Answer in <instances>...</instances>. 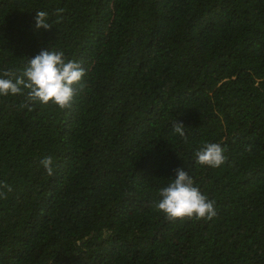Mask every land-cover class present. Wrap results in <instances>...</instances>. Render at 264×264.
I'll return each instance as SVG.
<instances>
[{"label": "trees", "instance_id": "trees-1", "mask_svg": "<svg viewBox=\"0 0 264 264\" xmlns=\"http://www.w3.org/2000/svg\"><path fill=\"white\" fill-rule=\"evenodd\" d=\"M47 49L84 87L67 109L0 96V264H264V0H0V76ZM177 169L213 219L156 209Z\"/></svg>", "mask_w": 264, "mask_h": 264}, {"label": "clouds", "instance_id": "clouds-1", "mask_svg": "<svg viewBox=\"0 0 264 264\" xmlns=\"http://www.w3.org/2000/svg\"><path fill=\"white\" fill-rule=\"evenodd\" d=\"M63 11L64 9H57V14ZM35 27L45 30L52 28L46 12H36ZM85 75L84 68L78 62L67 59L62 51L42 50L28 59L20 74L8 70L0 76V96L22 95L25 97L23 107L38 102L42 105L51 103L60 109H67L72 106L77 95L76 86L79 85L80 89H83L82 81ZM184 129L183 123L173 124V131L186 139ZM225 152L226 149L219 143H205L195 152L196 162L219 168L227 160ZM41 164L48 176L55 174L51 157H45ZM0 189H6L7 192L12 190L7 184H0ZM159 195L161 199L155 207L169 221L211 220L217 215L215 201L203 194L195 186L193 178L183 169L176 170L175 178L160 189ZM0 197L6 198V192L0 190Z\"/></svg>", "mask_w": 264, "mask_h": 264}]
</instances>
